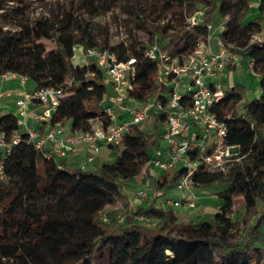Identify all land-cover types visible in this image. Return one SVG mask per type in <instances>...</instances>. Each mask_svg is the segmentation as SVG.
Instances as JSON below:
<instances>
[{"label": "trees", "instance_id": "trees-1", "mask_svg": "<svg viewBox=\"0 0 264 264\" xmlns=\"http://www.w3.org/2000/svg\"><path fill=\"white\" fill-rule=\"evenodd\" d=\"M36 2L41 13L34 19L32 0H0V76H25L33 89L70 81L50 124L69 123L74 132L107 123L102 102L109 87L104 71L90 63L81 65L77 73L72 62L73 45L99 48L98 35L102 38L100 49L109 47L118 60L135 59L127 97L144 101L170 89L155 80L157 60L145 55L148 45L140 37L128 31L109 45L108 26L87 20L113 10L127 16L151 42L157 36L154 43L180 63L194 49L196 40L209 33L207 23L217 11L224 19L218 38L238 56L226 69L245 66L252 70L259 96L245 98V87L233 84L214 106L226 123L227 141L239 145L244 156L226 173L200 170L194 175L197 188L215 183L221 186L216 193L219 208L197 222L182 220L174 208L163 207L153 197L134 210L157 218V227L145 226L129 215L115 231L97 223L99 212L116 200L118 182L134 179L145 166L158 195L162 186H174L177 172L157 178L147 166L152 150L160 143L165 113H153L147 128L133 126L123 144L115 147V157L94 168L67 169L61 159L46 158L21 131L19 141L8 152L2 149L0 159V264H249L253 253L260 255L257 264H264V0L258 1L256 16L247 21L242 17L251 0ZM199 10L203 11L199 21L189 22ZM76 17L83 23L78 34L72 33ZM36 23H40L37 35ZM41 39L53 41L54 48L47 51ZM16 119L11 112L0 115V129L8 142L18 129ZM196 157L193 151L191 159ZM8 190L14 194L5 201ZM237 196L244 200L239 216L232 210V205L237 207L242 201L234 199Z\"/></svg>", "mask_w": 264, "mask_h": 264}, {"label": "built area", "instance_id": "built-area-1", "mask_svg": "<svg viewBox=\"0 0 264 264\" xmlns=\"http://www.w3.org/2000/svg\"><path fill=\"white\" fill-rule=\"evenodd\" d=\"M196 14L199 17L203 12L198 11ZM207 28L209 33L205 38L196 40L194 49L181 63L169 56L165 50H161L156 43L145 48V55L157 60L155 80L170 89H166L165 93L154 94L144 101L126 96V90L131 88L134 77L133 57L118 60L109 47L84 49L82 65L95 63L104 71L108 87L110 85L111 88L104 96L108 97L111 103L103 108L107 123L94 124L88 131H72L66 134L63 125L49 123L51 114L64 96L65 89L70 86V81L57 87L26 91L24 89L26 77L18 74L19 96L15 101L18 129L10 142L6 141L5 132L0 129V149L8 152L11 146L19 141L21 131L27 134L28 140L36 148L44 152L46 158L66 157L79 142L88 149L79 166L83 169L94 161L104 145L121 146L126 133L133 126L141 127L148 123L153 113H165L166 121L160 134V143L152 150L147 166L150 174L155 177L156 174L168 170L178 173L174 188L181 193V197L174 199L164 196L160 205L174 209L183 207L192 211L198 201L194 175L200 170L226 173L244 156L240 154L239 145L227 141L226 123L214 110V106L225 92L221 80L227 65L229 62L237 61L238 56L221 43L218 35L217 49L212 50L209 42L212 24L207 23ZM254 38L255 36L251 40ZM6 74L16 73H3L0 78ZM29 103L38 107V110L32 112L31 118L36 123H45V127L29 125ZM124 103L126 104L123 105ZM114 106L124 111L126 115L120 117ZM241 111L238 110V113L241 114ZM193 151L197 155L195 159H191ZM141 176V183L135 191V196L139 200H144L152 189L151 177L146 175V166ZM102 211L99 215L103 213L101 219L105 221V212ZM144 216L141 214L140 220L148 221ZM123 220L124 215L118 214L117 221Z\"/></svg>", "mask_w": 264, "mask_h": 264}, {"label": "rangeland", "instance_id": "rangeland-1", "mask_svg": "<svg viewBox=\"0 0 264 264\" xmlns=\"http://www.w3.org/2000/svg\"><path fill=\"white\" fill-rule=\"evenodd\" d=\"M61 1H68V0H61ZM34 2L32 4V17L35 19L38 17L41 13V7L35 0H32ZM201 11V10H199ZM196 11L193 15H191L188 18L189 22L192 21H199L197 20V13ZM203 12V11H202ZM257 14V7L256 5L251 8L249 6L246 13L243 15L242 20L247 21L253 19ZM203 15V14H202ZM200 15L199 17H201ZM87 20L90 23L104 25L106 24L108 26V38H109V45L113 44L117 41H120L124 38V36L130 31L132 35H135L136 37H140L141 40H143L144 45H150L153 44L157 36L152 37L151 40H148L147 36H143V34L136 30L133 27L132 22L130 19L125 16L124 14H120L117 10L109 11L102 15H97L91 18H87ZM224 19L219 16L218 12L216 11L213 15V20L211 22L212 24V30L210 34V45L212 48H217V35L220 32L222 28V23ZM83 23L81 22V19L79 17H76L73 24H72V33H79ZM40 23H36V26L34 28V32L37 35V31L39 29ZM41 42L45 46L46 50L49 51L54 48V42L47 39H41ZM97 47L100 48L102 46V38L101 35H98L97 37ZM73 51L74 55L72 57V62L74 64L75 70L77 73H79L81 69V59H82V52L84 49L79 44L73 45ZM222 88L225 90H228L233 84H241L245 87L244 89V96L248 99L257 98L259 96V87H258V79L257 76L252 72V70L247 69L245 66H239L236 68H233L230 70H226L224 72V75L222 77ZM28 85H32L31 81L27 82ZM237 111L240 110V105L237 106ZM69 125V123H68ZM148 124H144L143 127L147 128ZM119 149V148H117ZM117 152V150L115 151ZM67 169H70V167H67ZM39 172H42V169H39ZM167 172H172V170H168ZM169 173V175H170ZM156 177L161 178V173L156 174ZM141 174L135 177L132 180H122L119 181L117 184V187L115 188V195L116 200L111 204L105 207V209L102 212H105L106 220L103 221L102 214L99 215L97 219V223L106 228L111 229L115 231L119 225L124 223L126 215H129L135 219V221H138L139 223L148 226V227H157L159 224V221L157 218L151 217L147 215L146 213H139L135 212V207L140 205H146L153 197H155V200L157 203L160 204L162 198L164 196H169L174 199H178L181 197V193L177 191L174 186L171 187H165L164 190H160L161 193L158 195L154 189H151L149 196L144 200H139L135 196V191L139 184L141 183ZM221 186L217 183L211 185L209 188H197L195 187L196 194L198 195V201L195 206V208L192 211L183 209V207H175L176 213L181 217L184 221L189 222H197L202 219H207L211 213L214 211V207L216 205V193L219 191ZM13 191L8 190L6 194L5 201L10 199L13 196ZM235 199H241L240 196H237ZM29 200H37L34 198H29ZM242 200V199H241ZM218 201V200H217ZM206 206L207 210L204 208L200 211L199 206L200 205ZM232 210L236 216H239L243 213V202L241 201L237 207L232 205ZM123 214L124 220L123 221H117V215ZM141 214L145 215L144 217L148 218L147 220H140ZM181 214V215H180ZM152 223H155V225H152ZM260 255L258 253H253L249 259V264H257V258Z\"/></svg>", "mask_w": 264, "mask_h": 264}, {"label": "crops", "instance_id": "crops-1", "mask_svg": "<svg viewBox=\"0 0 264 264\" xmlns=\"http://www.w3.org/2000/svg\"><path fill=\"white\" fill-rule=\"evenodd\" d=\"M258 1L259 0H251L250 7L253 8V6H255V5L257 7ZM216 49L217 48H212V50H216ZM228 71L230 72V70H228ZM27 82H28V80H26V82L24 84V89L26 91L33 90V83L31 82L32 85L29 86ZM19 85H20V78H19L18 74H15V75L6 74L5 77L0 78V115L7 113V112H11V113L16 115L17 106H16L15 101L19 96L18 95ZM110 89L111 88L109 85V92H110ZM102 103L104 106L111 104L108 97H106V98L104 97V101ZM125 104L126 103H124L123 105H125ZM28 109H29V112H28V123H29V125H32V126L40 125L42 127H45V125L43 123H36L31 118L32 112L35 109L38 110V107L33 105L32 103H29ZM114 109L116 111H118V113L120 114L119 115L120 117H123L126 115L124 111H122L121 109H118L115 106H114ZM63 126H64V132L66 134H70L72 132L68 123L64 124ZM115 151H116L115 147H109V146L104 145L103 148L100 150V152L95 156L94 161L92 163L88 164L87 167L88 168H94L102 162L111 161L117 153ZM87 152H88L87 147L83 143L78 142L74 145L73 150L66 157L61 158V160H62L63 164H65L66 167H70V168L79 167L80 164L83 162ZM1 154H2V149H0V159H1ZM165 173H167V172H165ZM164 189H165V187L162 186L161 190L166 192V190H164ZM235 198H237V197H235ZM240 198L242 199V202L244 205L243 197L240 196ZM199 208L201 211L202 209H204V208L206 209L207 207L201 204L199 206ZM218 208H219V202L217 201V198H216V205H215L214 211L212 213H214ZM183 209H185V208H183Z\"/></svg>", "mask_w": 264, "mask_h": 264}]
</instances>
